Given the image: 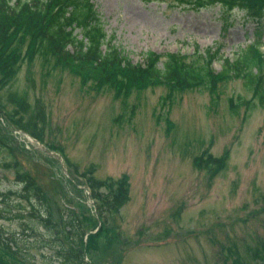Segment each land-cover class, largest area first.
<instances>
[{
  "label": "rangeland",
  "instance_id": "374dc122",
  "mask_svg": "<svg viewBox=\"0 0 264 264\" xmlns=\"http://www.w3.org/2000/svg\"><path fill=\"white\" fill-rule=\"evenodd\" d=\"M94 1L112 44L135 63L149 50L192 52L195 42H224L222 53L235 58L239 48L260 37L264 51V9L253 14L216 3L194 8L191 0ZM214 67L220 71L222 62ZM45 72L42 62H25L0 91V103L16 114L0 120L5 136L11 135L4 142L53 202L81 207L91 218L88 232L99 213L92 190L107 194L108 186L117 189L122 179L128 183L127 200L106 214L112 229L99 240L100 251L87 255L90 264H262L264 103L242 80L225 83L217 102L202 87L175 92L164 103L169 93L164 86L117 98L110 88L83 86L67 69ZM240 95L246 104L236 107L231 100L240 102ZM22 99L31 103L29 111L21 109ZM36 104L46 112L44 122L34 112ZM22 117V123H36L40 138L17 122ZM40 144L56 156L48 159ZM207 151L227 157L217 174L195 164ZM22 190L16 170L0 168V208L12 210L0 224L19 236L15 245L30 264H60L46 246L54 245V238L48 239L42 226L34 234L28 210L20 211L30 206ZM35 204L37 213L45 211L43 201ZM55 213L54 219L57 208Z\"/></svg>",
  "mask_w": 264,
  "mask_h": 264
},
{
  "label": "trees",
  "instance_id": "16d2710c",
  "mask_svg": "<svg viewBox=\"0 0 264 264\" xmlns=\"http://www.w3.org/2000/svg\"><path fill=\"white\" fill-rule=\"evenodd\" d=\"M194 8L206 7L211 4H221L233 8L241 6L253 14L264 9V0H191ZM260 37L245 47L239 48L235 58L222 53L224 42L201 46L193 43L192 52L149 50L142 62L135 63L129 55L116 44L106 30L102 12L94 0H0V91L10 85L19 73L20 67L26 62L30 66L34 62H42L46 75L53 71L67 69L81 78L83 86L97 89L110 88L117 98H129L134 92L146 88L167 87V99H174L175 92H183L193 88L205 87L214 102L220 97V88L236 79L243 81L246 90L254 93L259 103H264V51L260 48ZM215 61H222V69L217 71ZM33 79V77H31ZM240 102L233 105L238 107L246 104L240 95ZM21 109L29 111L32 106L26 99L19 101ZM35 114L46 119V112L40 104H36ZM7 117L15 119L16 114L9 111L0 103V120ZM23 117L17 122L25 127L33 136L36 123H22ZM7 130L0 121V168L7 167L16 170V177L22 185V196L30 204L29 207H19L20 211L28 210L29 228L36 235L40 234L39 227L49 232V238H54L55 256H59L60 264H90L87 255H96L100 251L98 242L107 235L112 227L107 222L109 212L117 211L127 200L128 183L124 179L113 186L109 193H99L92 190L96 200L99 217L106 221L97 232L88 234L87 217L76 207H63L53 202L45 191L38 177L17 160L7 149L4 139ZM49 149L51 146H48ZM4 151H8L9 160H5ZM48 159L54 157L46 152ZM226 156L215 157L210 151L196 157L195 164L199 168L213 169L217 174L224 169ZM91 180V177L89 178ZM78 183V182H77ZM79 184V183H78ZM43 201L44 212L37 213L35 203ZM57 208L58 218L55 209ZM7 211L0 208V220L11 218ZM19 215H22L18 213ZM94 217V216H93ZM94 218L96 220H94ZM92 218L94 229L98 219ZM35 235V237H36ZM19 236L5 231L0 224V264H30L27 258L21 256L16 241ZM35 241H41L36 238ZM69 244H67L66 242ZM30 252V251H28ZM259 252V263L264 264V243ZM35 256L32 253H28ZM28 257V256H27ZM237 264H246L240 262Z\"/></svg>",
  "mask_w": 264,
  "mask_h": 264
}]
</instances>
